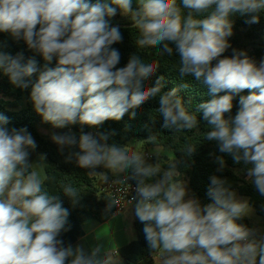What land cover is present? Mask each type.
<instances>
[{
	"label": "clouds",
	"instance_id": "1",
	"mask_svg": "<svg viewBox=\"0 0 264 264\" xmlns=\"http://www.w3.org/2000/svg\"><path fill=\"white\" fill-rule=\"evenodd\" d=\"M117 9L138 30L136 46H162L169 55L174 46L179 75L207 86L213 98L199 105L211 126L206 139L217 142L219 151L234 162L251 165L247 177L264 195V59L257 63L237 49L223 56L231 47L230 17L249 15L246 23H258L264 0H137L135 9L132 0H0V32L23 40L46 62L40 70L34 58L25 62L22 54L0 50V72L17 88L31 87L35 112L54 128L77 123L95 127L109 119L118 121L129 110L134 117V109L155 97L165 128H196L197 115L175 89L162 93L160 79L145 86L160 67L158 61L146 63L133 55L117 68L120 53L111 46L123 38L107 19ZM53 59L56 66L49 68ZM37 72L33 83L28 78ZM245 89L250 94L239 97L236 115L225 118L234 96ZM221 92L227 94L217 95ZM7 124L8 118L0 114V264H118V250L112 247L101 254L100 246L90 252L62 246L58 236L69 212L59 196L45 190L47 177L29 162V150L37 147L31 133ZM50 138L61 151L78 147L66 161L74 159L104 183L109 182V172L128 174L135 182V216L144 224L150 251L161 253V264H257V257L264 264V241L250 239L252 231L237 223L249 213V205L225 180L211 177L208 195L213 202L201 206L188 196L185 182L176 179L178 160L166 168L149 163L145 149L110 144L106 134L82 133L77 140L71 133H53ZM194 150L188 146L187 155ZM219 162L223 167L222 158ZM63 193L74 202L79 195L71 185H64Z\"/></svg>",
	"mask_w": 264,
	"mask_h": 264
},
{
	"label": "trees",
	"instance_id": "2",
	"mask_svg": "<svg viewBox=\"0 0 264 264\" xmlns=\"http://www.w3.org/2000/svg\"><path fill=\"white\" fill-rule=\"evenodd\" d=\"M88 2L95 3L97 0H88ZM101 2L110 3V0H101ZM132 7L133 9L137 7V0H132ZM259 17V22L255 24L246 23V20L250 18L249 15L241 16L237 13L230 17L233 23V34L228 38L231 47L226 50L223 56H231L232 50L237 49L246 51L249 57L257 63L264 59V12H261ZM107 19L110 26L133 24L130 17L123 15L119 9L115 16ZM119 30L123 39L111 46L120 53L117 68L126 66L129 58L133 55L139 56L146 63L158 61L160 67L144 82L145 86L155 85L156 81L160 79L162 93L175 89L177 97L182 100L190 112L197 115L198 126L192 130L180 132L174 128H165L163 117L157 111L159 97H155L134 109V117L131 116L133 110H129L120 120L109 119L99 126L89 127L77 123L74 126V130L78 133L75 136L77 140L82 133H91L93 136L106 134L110 144L125 145L135 139H141L146 140L150 145L169 149L174 154V161H180L178 165L180 174L176 179L185 182L188 196L198 199L201 206L213 202L208 195V190L211 177L215 176L225 180L226 186L236 193V197H247L249 205L264 220V195L260 194L254 183L247 179V169L251 165L234 162L231 155L219 151L217 142L206 139L211 126L207 125V121L203 119L199 105L213 98L207 86L196 81L193 77L179 75L180 59L174 46L170 45L173 47L171 55L164 52L162 46L141 49L135 44L139 35L135 27H119ZM0 50L13 56L22 54L25 62L29 58H34L40 70H43L46 64L42 56L28 49L23 40L17 41L6 32H0ZM47 66L54 68L56 60L53 59ZM38 75L39 72L28 79L34 83ZM30 92L31 87L28 89L17 88L10 83L8 76L0 72V114L8 118L6 127L9 129L26 128L35 139L37 147L34 150H29L30 163H34L40 155L46 157L45 190L49 194L59 196L62 206L69 212L64 229L58 236V239L62 241V246L68 247L84 235L83 225L86 221L93 219L100 223L107 222L116 214V208L113 201L102 192L101 185L104 182L99 181L98 176H89L88 170L78 167L74 159L70 162L66 161L69 152L78 151V147H65L61 151L57 144L40 132L39 125L50 128L53 126L51 123L45 122L42 116L35 112L30 100ZM224 94L227 93L221 92L217 95ZM248 94H250V90L245 89L234 96L232 110L225 114V118L236 115L240 107L239 97ZM23 99H26L25 105L22 104ZM151 137H155V139L150 140ZM188 146L195 147V150L189 155L186 151ZM219 158L224 161L223 167H221ZM148 162L153 163L149 159ZM97 171H103V169L98 168ZM123 177L127 178L128 174L109 172V180ZM64 185H71L77 189L79 195L75 202L63 193ZM237 223L251 230L252 235L259 234L258 229L249 218L242 217ZM134 228L137 239L121 247L118 250L119 257L123 264H154V253L150 251L143 232L144 224L137 219L134 222ZM66 264H70V260L66 261ZM257 264H259V257H257Z\"/></svg>",
	"mask_w": 264,
	"mask_h": 264
},
{
	"label": "rangeland",
	"instance_id": "3",
	"mask_svg": "<svg viewBox=\"0 0 264 264\" xmlns=\"http://www.w3.org/2000/svg\"><path fill=\"white\" fill-rule=\"evenodd\" d=\"M25 103H26V99H23L22 104L25 105ZM75 125L77 124L67 125L64 128H54V127L50 128L44 125H39V130L49 139H51L50 137L51 134L53 133H57V134L71 133L76 136L78 135V133L74 130ZM129 144H130L129 146L145 149V154H149L150 156H152V158L149 160H152L153 163H161L162 167L166 168L169 162L174 161V154L172 153L171 150L150 145L146 140L135 139L131 141ZM154 150L159 152L160 154L159 158L155 154ZM40 158L41 155L33 163V169L38 171L41 174V176H45L44 167L46 164V159L41 160ZM247 179L250 180L248 177ZM98 180L100 181L99 177ZM237 198L241 200H246L248 203L247 197L237 196ZM249 209H250L249 213L244 217L249 218L253 223V225L259 231V234H253L252 236H250V239H254L256 241H264V220L256 214L255 209L252 206L249 205ZM124 228L127 233H129L130 231L133 232L135 231L134 226H132V224L128 221L127 213L118 214L111 222L103 225V227H101V229H99L97 232V237L99 239L100 247L112 246L114 244V241L117 243V245H124L126 241L124 238ZM113 248L117 249V246L115 245L113 246ZM158 254L159 256H161V253L158 252Z\"/></svg>",
	"mask_w": 264,
	"mask_h": 264
},
{
	"label": "crops",
	"instance_id": "4",
	"mask_svg": "<svg viewBox=\"0 0 264 264\" xmlns=\"http://www.w3.org/2000/svg\"><path fill=\"white\" fill-rule=\"evenodd\" d=\"M100 181L102 180L100 179ZM101 188H102V185H101ZM134 205L129 207L124 212L114 214L107 222L100 223L93 219L86 221L83 225L84 235L80 239H78V241L72 244L71 247L76 248L77 246H79V247H82L86 252H90L93 248L100 246L99 239L97 237L98 230L101 229L103 225L111 222L118 214L127 213L128 221L132 224V226H134V222L138 219L134 213ZM112 237H113V234H112ZM124 238L126 240L124 245L136 240L137 239L136 231L134 232L130 231L129 233H127L124 228ZM115 245L117 246V250H119L121 247L124 246V245H117V243L114 241V244L112 246L101 247L102 249L101 254H103V252L107 250L109 247L113 248V246ZM153 260H154V264H161V256H159L158 253L153 254ZM118 264H123L122 259L119 257V255H118Z\"/></svg>",
	"mask_w": 264,
	"mask_h": 264
},
{
	"label": "built area",
	"instance_id": "5",
	"mask_svg": "<svg viewBox=\"0 0 264 264\" xmlns=\"http://www.w3.org/2000/svg\"><path fill=\"white\" fill-rule=\"evenodd\" d=\"M147 159L152 156L146 154ZM113 181H124L123 183H113ZM102 192H104L114 203L116 213L126 211L129 207L135 204L133 197L135 196V182L128 178L110 179L108 183L102 185ZM119 201V203H117Z\"/></svg>",
	"mask_w": 264,
	"mask_h": 264
},
{
	"label": "water",
	"instance_id": "6",
	"mask_svg": "<svg viewBox=\"0 0 264 264\" xmlns=\"http://www.w3.org/2000/svg\"><path fill=\"white\" fill-rule=\"evenodd\" d=\"M115 26L128 28V27H133V24L132 25H115Z\"/></svg>",
	"mask_w": 264,
	"mask_h": 264
}]
</instances>
